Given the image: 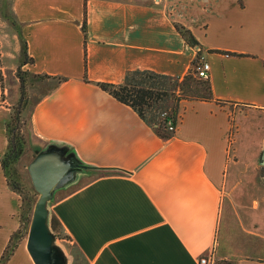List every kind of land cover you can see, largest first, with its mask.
Instances as JSON below:
<instances>
[{"label":"crops","instance_id":"1","mask_svg":"<svg viewBox=\"0 0 264 264\" xmlns=\"http://www.w3.org/2000/svg\"><path fill=\"white\" fill-rule=\"evenodd\" d=\"M7 5L20 28L0 24L15 52L11 65L0 50V161L20 66L30 88L13 180L15 167L28 168L50 147L85 167L47 204L63 264H198L202 256L264 264V0ZM175 24L188 28L199 48L189 47ZM197 56L209 64L211 99L180 100L169 138L97 86L121 84L134 70L182 77ZM21 204L0 162V259L12 247L4 264H34L21 235Z\"/></svg>","mask_w":264,"mask_h":264},{"label":"trees","instance_id":"2","mask_svg":"<svg viewBox=\"0 0 264 264\" xmlns=\"http://www.w3.org/2000/svg\"><path fill=\"white\" fill-rule=\"evenodd\" d=\"M85 26V21H83L82 30L84 34ZM174 27L189 47L199 48V44L195 36L188 28L180 24H175ZM23 54L25 56V50L23 51ZM197 60L198 56L195 57L192 65H194ZM18 78L20 82L18 107L14 109V113L11 115L10 121L6 124L8 146L7 151L1 158L0 162L9 186L19 193L20 188L15 184L13 185L9 180L10 176L12 178V165L17 162L19 158V151L25 144L23 137L20 135V113L23 109L22 107H24L23 105L25 104L26 87L22 76L18 75ZM169 80L179 84L180 95L176 98L177 102L181 99H211V91L208 80L201 81L196 78L193 74L192 68L182 77H169L148 70H134L125 74L124 80L121 84L114 85L108 83H97V86L109 93L120 103L130 107L141 119L148 122L146 120V114L153 109L159 108V103L163 100H165L168 104V101L172 99V96H174L173 91L166 87V81ZM177 104L171 109V112L168 113V117L173 120V123H176ZM148 123L151 124V126H154L156 133L160 137L169 138L172 135V132L167 130L164 121ZM11 253L12 247H8L1 256L0 264H4Z\"/></svg>","mask_w":264,"mask_h":264},{"label":"water","instance_id":"3","mask_svg":"<svg viewBox=\"0 0 264 264\" xmlns=\"http://www.w3.org/2000/svg\"><path fill=\"white\" fill-rule=\"evenodd\" d=\"M63 153V150L50 147L38 153L27 168L33 188L39 194L26 240V249L34 264H63L60 252L53 245L54 236L48 229L47 204L53 191L68 183L76 169L85 168L72 155L65 157ZM260 164L264 167V148Z\"/></svg>","mask_w":264,"mask_h":264},{"label":"rangeland","instance_id":"4","mask_svg":"<svg viewBox=\"0 0 264 264\" xmlns=\"http://www.w3.org/2000/svg\"><path fill=\"white\" fill-rule=\"evenodd\" d=\"M7 1L8 0H0V24L1 23H7V25L9 27H11L13 30H18V28H20L18 26V24L13 21L10 16L8 15V5H7ZM149 1V0H148ZM12 20V21H11ZM2 27L0 26V36L5 37V41L0 39V50H5L6 54H7V59H11L10 62L14 61L13 60V55H14V44L10 39V34L8 32H2ZM199 59V58H198ZM10 63L11 65L13 63ZM12 71V70H11ZM18 75L22 76V78L24 79V83H25V87H26V99H25V104L23 106L26 105L27 100H28V90L30 88L27 76L25 74V72H23V70H21V67L18 66L16 72ZM201 80V79H200ZM204 81V80H201ZM167 85L166 87L169 88L171 91H173L174 96H172V99H170L168 101V104L165 102V100H163L162 102L159 103V108L157 109H153L151 110L149 113L146 114V120L148 122H161V118H162V113H170L171 109L179 102L176 101V98L180 95V87L179 84L169 80L166 81ZM181 100H185V99H181ZM18 101H19V97L18 100L16 102V105L13 107V112L14 113V109H16L18 107ZM24 108V107H22ZM237 110V109H236ZM22 111V110H21ZM241 112L240 111H236L233 113L232 117H231V127L229 130V139L233 138L237 133H238V126L236 124V115H238V113ZM11 114V115H12ZM21 121V119H20ZM23 127L22 122H20V135L21 137H23L24 140V133L21 132V128ZM22 152V150H21ZM260 158V156H259ZM25 163H21L19 164L17 167H15L17 173H18V182H15V180H13V178H11V176L9 177V180L11 181V183L14 185H17L20 188V192L19 195L21 197L22 200V212H23V220H21L22 222V229H21V235L25 236L26 240H27V236H28V232H29V227H30V221H31V217L33 214V210L34 207L36 205V202L39 198V194L35 191V189L33 188L29 173H28V169L27 167L24 166ZM264 170V168H263ZM35 191V192H34ZM63 239H65L66 241H68V239L66 237H62Z\"/></svg>","mask_w":264,"mask_h":264},{"label":"built area","instance_id":"5","mask_svg":"<svg viewBox=\"0 0 264 264\" xmlns=\"http://www.w3.org/2000/svg\"><path fill=\"white\" fill-rule=\"evenodd\" d=\"M193 74L196 78L201 80H208L209 64L202 59H198L194 65H192ZM168 113H162L161 121H164L166 128L172 134L176 130L177 121L173 123V120L168 117ZM198 264H215L210 256H202L198 259Z\"/></svg>","mask_w":264,"mask_h":264}]
</instances>
